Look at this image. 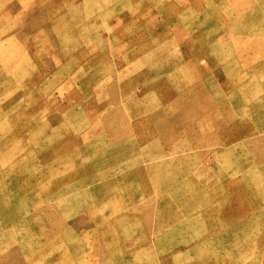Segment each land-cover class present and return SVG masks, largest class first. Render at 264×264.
Segmentation results:
<instances>
[{
	"label": "rangeland",
	"instance_id": "374dc122",
	"mask_svg": "<svg viewBox=\"0 0 264 264\" xmlns=\"http://www.w3.org/2000/svg\"><path fill=\"white\" fill-rule=\"evenodd\" d=\"M0 264H264V0H0Z\"/></svg>",
	"mask_w": 264,
	"mask_h": 264
}]
</instances>
